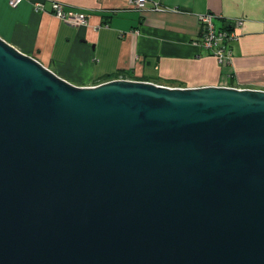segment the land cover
Listing matches in <instances>:
<instances>
[{"label":"water","instance_id":"1","mask_svg":"<svg viewBox=\"0 0 264 264\" xmlns=\"http://www.w3.org/2000/svg\"><path fill=\"white\" fill-rule=\"evenodd\" d=\"M0 264H264V89L78 85L0 36Z\"/></svg>","mask_w":264,"mask_h":264},{"label":"crops","instance_id":"2","mask_svg":"<svg viewBox=\"0 0 264 264\" xmlns=\"http://www.w3.org/2000/svg\"><path fill=\"white\" fill-rule=\"evenodd\" d=\"M33 1L12 7L0 0V36L75 84H97L126 70L131 79L159 78L171 86L264 89V0H158L164 10L152 9V2L137 9L129 0H59L88 14L79 26L57 17L50 1L39 11ZM207 11L218 27L219 18L243 20L224 62L197 43L199 14Z\"/></svg>","mask_w":264,"mask_h":264},{"label":"built area","instance_id":"3","mask_svg":"<svg viewBox=\"0 0 264 264\" xmlns=\"http://www.w3.org/2000/svg\"><path fill=\"white\" fill-rule=\"evenodd\" d=\"M23 0H9L12 7L17 6ZM50 1L51 11L59 18L74 25H83L88 22V14L85 11L75 8H66V4L59 0H35L32 2L36 11L45 10V2ZM152 2V9L164 10L167 7L161 6L158 0H129L133 8L144 9ZM216 16L213 12L207 11L199 14L201 22V39L197 41L203 48L208 49L219 62H224L231 55L230 42L237 38L235 25L242 23V18L233 22L231 30L219 28L215 23ZM125 78V77H119Z\"/></svg>","mask_w":264,"mask_h":264},{"label":"trees","instance_id":"4","mask_svg":"<svg viewBox=\"0 0 264 264\" xmlns=\"http://www.w3.org/2000/svg\"><path fill=\"white\" fill-rule=\"evenodd\" d=\"M219 21H221V25H219L220 26L219 28H225V29H228V30H231V29L234 28L232 21H228V20H226L224 18H219ZM119 77H125V78L128 77V78H130L131 74L128 71H126V70H118V71L112 72L111 74H108L107 76H105L104 77V79H105L104 81L112 79V78H119ZM144 79L150 81V79H146V78H144ZM160 80H162V79L154 78V80H152V81L157 83V81H160ZM160 83H162V82H160ZM169 83L172 84L174 82H169ZM166 85H168V84H166Z\"/></svg>","mask_w":264,"mask_h":264},{"label":"rangeland","instance_id":"5","mask_svg":"<svg viewBox=\"0 0 264 264\" xmlns=\"http://www.w3.org/2000/svg\"><path fill=\"white\" fill-rule=\"evenodd\" d=\"M73 83V82H72Z\"/></svg>","mask_w":264,"mask_h":264}]
</instances>
